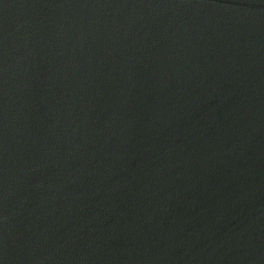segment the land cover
<instances>
[{
    "label": "water",
    "instance_id": "water-1",
    "mask_svg": "<svg viewBox=\"0 0 264 264\" xmlns=\"http://www.w3.org/2000/svg\"><path fill=\"white\" fill-rule=\"evenodd\" d=\"M0 264H264V0H0Z\"/></svg>",
    "mask_w": 264,
    "mask_h": 264
}]
</instances>
